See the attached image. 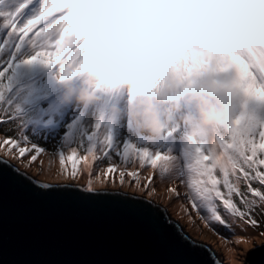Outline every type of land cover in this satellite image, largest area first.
Segmentation results:
<instances>
[{"label": "clouds", "instance_id": "9594fccd", "mask_svg": "<svg viewBox=\"0 0 264 264\" xmlns=\"http://www.w3.org/2000/svg\"><path fill=\"white\" fill-rule=\"evenodd\" d=\"M49 7L79 31L87 52L58 68L63 102L87 108L100 93H123L127 121L149 142L177 126L185 144L211 142L254 114L246 57L264 49V0H53ZM229 70L234 78L224 75Z\"/></svg>", "mask_w": 264, "mask_h": 264}, {"label": "snow or ice", "instance_id": "6c2138e0", "mask_svg": "<svg viewBox=\"0 0 264 264\" xmlns=\"http://www.w3.org/2000/svg\"><path fill=\"white\" fill-rule=\"evenodd\" d=\"M52 2L53 0H0V34H4L0 42V56L4 57L0 59V67L6 64L0 71V124L12 120L11 102L7 100V96L12 87L13 75L21 64L53 66L60 53L66 49H71V55L61 65L71 67L87 56L79 31H72L68 18L62 16L58 9L49 7ZM37 25L41 26L34 35L26 39ZM246 63L247 91L250 99L255 101L256 108L247 122L234 128L230 134H217L211 142L192 141L186 144L180 155H171L157 144L158 139L149 142L141 136L135 140L114 142L110 127L97 122L85 137H77L75 140L66 137L57 151L51 154L59 158L58 175L67 180L70 166L71 178L76 179L81 174L79 165L83 163V172L88 179L82 190L95 192L94 183L103 189L109 174L118 171L113 155L119 158L122 185L125 170L129 165L134 166L138 159L140 167L149 165L161 182L179 181L186 188L184 195L188 204L214 235L228 243V238L220 231L222 228L235 236L236 244L246 243V237L236 234V227L241 232L247 230L245 225L255 230L264 221V49L246 57ZM224 75L234 78L231 70ZM173 133L181 134V129L178 126L169 128L160 137H171ZM29 144L31 147L21 146ZM5 145L9 148L4 155L11 153L17 160L26 157L29 152L35 153L28 158L25 167L36 162L38 156L45 151L23 136L22 131L17 136L5 137L0 142V148ZM74 145L82 147L88 155L77 158V147ZM65 150H68L67 161ZM105 160L108 167L101 170L104 175V179H101L100 171L96 170ZM169 160L170 165L166 163ZM0 164L7 165V161L0 160ZM37 171L39 172V168ZM127 175L131 178L129 182H134V186L140 191H147L153 179V173L149 172L141 188L137 171L127 170ZM28 179L31 180V177ZM32 183L41 188L53 187L35 180ZM154 191L155 189L147 191V195L151 197ZM167 191L178 195L173 187H169ZM260 234L264 235V232ZM182 239L188 241L186 236H182ZM188 242L194 244L192 241ZM211 258L214 264H220L215 254Z\"/></svg>", "mask_w": 264, "mask_h": 264}, {"label": "water", "instance_id": "95a60500", "mask_svg": "<svg viewBox=\"0 0 264 264\" xmlns=\"http://www.w3.org/2000/svg\"><path fill=\"white\" fill-rule=\"evenodd\" d=\"M0 160L7 161L0 164V264H214L212 254L224 264L145 196L40 181ZM243 264H264V242L247 251Z\"/></svg>", "mask_w": 264, "mask_h": 264}, {"label": "rangeland", "instance_id": "374dc122", "mask_svg": "<svg viewBox=\"0 0 264 264\" xmlns=\"http://www.w3.org/2000/svg\"><path fill=\"white\" fill-rule=\"evenodd\" d=\"M2 35L4 34H0V42H2ZM38 51L40 50L38 49ZM3 58V56H0V59ZM65 61H67V59ZM65 61L63 59V62ZM4 66H6V64ZM37 66H39V64L24 65L18 70V75L16 77L13 76L14 79L12 82V87L7 96V100L9 99L13 101V104L11 105L12 120L7 121V123L0 124V142H2L5 137L17 136L22 131L23 136L27 137L33 143L41 146L43 149H45V151L53 154L64 143L66 137H70L72 140H75L77 137L83 138L86 136V134L92 131L97 122L102 123L98 119L97 112L102 111L104 105L103 94H99L100 98L97 101L98 105L94 107H92L90 104L87 108H85L76 104L74 101L60 103L55 101V99L43 104V95H41V93L44 91L43 86L38 89L29 88L28 85H24L21 82L23 75L27 74L30 76L31 74L35 73L38 70ZM3 67H0V71L3 70ZM46 93H50L49 88ZM36 105L39 106L36 109L33 108ZM113 107L117 108V112L111 116H109L108 113L106 116L108 121L102 123L105 126L110 127L113 141L121 142L122 140L123 142L124 140H135L136 138L133 134L135 129L131 127L125 116V100L122 99L121 101L114 102ZM55 121L59 123V128L54 130L51 128L50 122ZM157 144L171 155H180L183 151V147L185 146V142L181 139L180 134L177 133H173V136L171 137H160L157 140ZM21 146L31 147L30 144ZM74 146L77 147L81 157H86L88 155L79 145ZM8 148V145H5L4 148H0V156L6 158L40 181L51 183H76L83 186H85L87 183L88 176L83 172V163L79 165L81 174L78 175L76 179L71 178V168H69V178L65 180L62 176L58 175V171L48 168L46 163L41 164L40 162L42 157H39L40 155L38 156L36 162L25 167V165L28 164V158L35 153L29 152L26 157L17 160L13 158L11 153L8 156L4 155ZM67 151L68 150H65V157L68 155ZM12 152H15V148L12 149ZM113 161L117 165L118 171L114 174H109L103 188L131 192L145 196L154 202L161 204L167 209L168 213L172 217L180 222L182 228L191 237L207 244L218 254L225 264H243L247 251L250 248L264 242V235L260 234L264 232V221H262L261 227L255 230L246 227L247 230L241 232L238 231L240 228L236 227V234L247 238V243L243 246H241L242 243L236 244L235 236H233L227 230L220 229L223 236H227L228 241L232 243L229 244L228 242L226 243L227 246L223 247L220 241V236L214 235L213 232L209 231L208 228L204 226V223L199 219L197 213L193 211L191 206L188 204L184 195L186 188L181 185L179 181L176 183H171L169 181L160 182L158 176L155 175V170L149 165L145 164L143 169L140 170V177L138 178L140 179V186L143 188L149 172L153 173V179L149 184L147 191H151L152 189H155V191L154 194L149 197L147 195V191H140L134 186V182H129L131 178L128 177L127 170L135 171L136 169H134V166L129 165L127 170H125L124 183L122 185L120 183L119 176V170H122L119 158L113 155ZM107 167L108 162L105 160L100 163V168L96 171H100L103 174L101 170ZM38 168L39 172L37 171ZM93 175H95V172ZM101 179H104V175L101 177ZM93 187L100 188L95 183L93 184ZM169 187L175 188L178 195L169 193L167 191ZM175 201H178L180 205H182L184 209L187 210V212L177 210L175 206H173V202ZM257 218L260 219V217ZM237 246L239 248H236Z\"/></svg>", "mask_w": 264, "mask_h": 264}, {"label": "bare ground", "instance_id": "6f19581e", "mask_svg": "<svg viewBox=\"0 0 264 264\" xmlns=\"http://www.w3.org/2000/svg\"><path fill=\"white\" fill-rule=\"evenodd\" d=\"M68 152V151H67ZM66 153V152H65ZM77 158H80L81 156L79 155L80 154V152L77 150ZM39 157H42L41 158V161L45 164H47L48 165V168H50V169H52V170H54V171H58L59 173H60V166H59V158H58V156H54V155H51L49 152H47V151H44V152H42L41 154H40V156ZM50 160H52V163L50 164L49 163V161ZM66 161H67V157H66ZM70 168V166L68 167V169ZM134 169H136L135 171H137L138 173H140V170H142L143 168H141L140 167V164H139V160L137 159L136 160V162H135V165H134ZM68 172L70 173V171L68 170ZM100 174H101V177L103 176V174L100 172ZM140 177V176H139ZM161 182V181H160ZM175 199V198H174ZM173 206H175V208L177 209V210H182V212L183 211H185V209H184V207L182 206V205H180V203L178 202V201H175V202H173ZM245 228L247 227L246 225L244 226ZM222 229V228H221ZM251 229V228H250ZM222 230H225V229H222ZM238 231H240V229L238 230ZM225 237H227V236H225ZM220 241H221V244H222V246L223 247H226L227 245H226V243H225V241L223 240V239H220ZM247 243V242H246ZM246 243H242V245L241 246H243L244 244H246ZM229 244H232V243H230L229 242ZM231 246V245H230ZM236 248H239L238 246L236 247ZM228 252H231V251H228ZM225 264V263H224Z\"/></svg>", "mask_w": 264, "mask_h": 264}, {"label": "trees", "instance_id": "16d2710c", "mask_svg": "<svg viewBox=\"0 0 264 264\" xmlns=\"http://www.w3.org/2000/svg\"><path fill=\"white\" fill-rule=\"evenodd\" d=\"M38 67V70L37 71H39L40 73H42V72H44V70H45V68L46 67H48V66H45V65H42V64H39V66H37ZM19 69H21V68H19ZM19 69H17V71L19 70ZM18 75V72H17V74H16V76ZM58 72H52V77L54 78V80H56V81H59L58 80ZM15 75H14V77H16ZM31 76V75H30ZM30 76H28L27 74H24L23 75V77H22V79L21 80H23V83L24 82H27L28 81V79H30ZM14 77H13V79H14ZM2 79V78H1ZM13 79H12V82H13ZM37 81V78H33L32 79V82H36ZM42 95H44V94H42ZM12 96V95H11ZM41 96V95H40ZM8 101H10L11 103H10V107H11V105L13 104V102H12V100H9L8 99ZM117 142V141H116ZM121 142H122V140H121Z\"/></svg>", "mask_w": 264, "mask_h": 264}]
</instances>
